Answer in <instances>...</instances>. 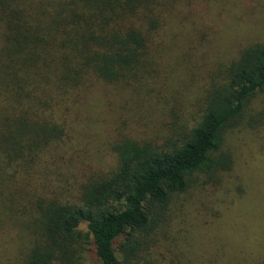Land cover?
Here are the masks:
<instances>
[{
    "label": "trees",
    "instance_id": "obj_1",
    "mask_svg": "<svg viewBox=\"0 0 264 264\" xmlns=\"http://www.w3.org/2000/svg\"><path fill=\"white\" fill-rule=\"evenodd\" d=\"M221 12L220 0H0V240L21 241L11 264H85L86 245L97 264H264L262 236L203 254L172 243L168 259H148L195 182L219 185L232 173L226 133L264 93V41L207 72L198 95L167 91L174 30L191 29L195 44ZM154 81L170 95L161 135L134 138L120 117L105 143L114 156L107 172L72 145L94 92L142 90L143 109L158 93ZM263 120L252 116L249 126Z\"/></svg>",
    "mask_w": 264,
    "mask_h": 264
},
{
    "label": "rangeland",
    "instance_id": "obj_2",
    "mask_svg": "<svg viewBox=\"0 0 264 264\" xmlns=\"http://www.w3.org/2000/svg\"><path fill=\"white\" fill-rule=\"evenodd\" d=\"M220 7L221 18L215 27L211 25L208 31L205 24L202 33L196 35L199 39L200 35H206V42L200 40L191 43L195 33L187 27H182L180 31L174 30L179 35L176 36L175 48L170 52L165 50L168 52L166 59L173 78L169 80L170 85H166L167 91L178 89L179 94H182L189 89L198 95L207 86V72L219 63L236 58L246 45L264 41V0H220ZM162 73L165 74V71ZM150 84L151 88L158 91L162 83L154 81ZM142 92L127 90L121 98L118 95L113 97L107 89L96 91L89 100L90 108L78 114L74 126L76 137L72 145L89 152L86 158L99 165L102 171L107 172L112 168L114 156L105 143L115 136L114 129L124 122L122 118H128L127 133L134 138L152 135L154 131L162 134L160 126L164 114L161 110L164 98L168 100L170 95L162 90L151 94L149 102H144L143 109H140L136 101L141 97L137 93ZM193 100L191 98V102ZM245 114L242 125L228 131L224 140L223 148L234 159L232 173L224 176L219 185L202 186V179L195 182L194 188L172 207L175 215L168 226L163 225L167 233L148 257L149 261L156 263L168 259V249L172 243L186 242L184 245H188L191 251L203 254L216 252V246H229L232 239L246 248L254 241L258 242L259 237H264V120L260 123L262 126H256L258 123L249 126L252 116L264 115V93L250 102ZM65 173L70 177L74 168L66 169ZM70 193H73V189L69 188L60 197L69 198ZM187 211L190 213L187 214ZM196 212L201 219L194 221L192 216ZM187 218L188 221H185ZM176 231H180L179 235ZM230 245L237 247L234 243ZM18 247H21V241L15 237L0 240V264H11L17 259ZM85 249V264H97L90 246L86 245Z\"/></svg>",
    "mask_w": 264,
    "mask_h": 264
}]
</instances>
